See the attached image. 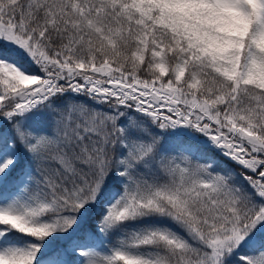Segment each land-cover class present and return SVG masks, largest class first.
Wrapping results in <instances>:
<instances>
[{"label": "snow or ice", "instance_id": "6c2138e0", "mask_svg": "<svg viewBox=\"0 0 264 264\" xmlns=\"http://www.w3.org/2000/svg\"><path fill=\"white\" fill-rule=\"evenodd\" d=\"M0 264H264V0H0Z\"/></svg>", "mask_w": 264, "mask_h": 264}]
</instances>
